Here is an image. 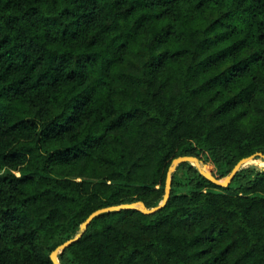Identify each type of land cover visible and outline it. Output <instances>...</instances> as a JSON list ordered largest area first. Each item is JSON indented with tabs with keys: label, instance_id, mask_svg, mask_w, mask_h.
<instances>
[{
	"label": "trees",
	"instance_id": "obj_1",
	"mask_svg": "<svg viewBox=\"0 0 264 264\" xmlns=\"http://www.w3.org/2000/svg\"><path fill=\"white\" fill-rule=\"evenodd\" d=\"M264 155V0H0V264H53L168 168ZM59 264H264V171L190 163L153 215L96 217Z\"/></svg>",
	"mask_w": 264,
	"mask_h": 264
},
{
	"label": "water",
	"instance_id": "obj_2",
	"mask_svg": "<svg viewBox=\"0 0 264 264\" xmlns=\"http://www.w3.org/2000/svg\"><path fill=\"white\" fill-rule=\"evenodd\" d=\"M257 160H263L264 161V155L262 153H255L249 157L241 159L231 170L230 174L228 177L224 180H217L215 177L212 176L210 169L207 165H205L202 161L198 160L196 157H190V156H183V157H178L174 159L168 168L167 176H166V181H165V187H164V195L161 203L152 209H148L144 203L142 202H136V203H130V204H122L118 206H111L107 208H102L99 210L94 211L91 213L87 219L80 225V232L79 234L71 239L66 241L65 243L61 244L58 246L50 255V260L53 264H59L57 256L68 249L71 245L76 243L81 236L85 233L87 230L88 226L90 223L96 218L99 217L100 215L107 214V213H116L124 210H130V211H136L140 212L144 215H153L163 209L171 195V175L176 171L177 167L181 164L185 163H190L193 167H195L198 171L199 174L206 179L208 182L213 184L216 187L219 188H227L232 180L234 179L235 175L242 169L246 168L249 163L255 162ZM264 171V167H263Z\"/></svg>",
	"mask_w": 264,
	"mask_h": 264
},
{
	"label": "rangeland",
	"instance_id": "obj_3",
	"mask_svg": "<svg viewBox=\"0 0 264 264\" xmlns=\"http://www.w3.org/2000/svg\"><path fill=\"white\" fill-rule=\"evenodd\" d=\"M249 165L251 167H255L257 169H260V168H263L264 167V161L263 160H257L255 162H251V163L248 164L247 167H249Z\"/></svg>",
	"mask_w": 264,
	"mask_h": 264
}]
</instances>
